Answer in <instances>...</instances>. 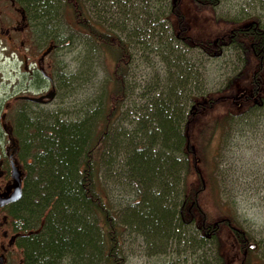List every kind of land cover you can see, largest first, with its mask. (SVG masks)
<instances>
[{
    "label": "trees",
    "instance_id": "obj_1",
    "mask_svg": "<svg viewBox=\"0 0 264 264\" xmlns=\"http://www.w3.org/2000/svg\"><path fill=\"white\" fill-rule=\"evenodd\" d=\"M18 1L30 12L35 37L49 40L50 55L65 40V15L87 39L74 74H65L61 62H51L54 100L61 92L69 97L78 79L80 87L95 84L86 102L73 108L75 114L59 106L22 115L26 121L18 125V138L26 177L15 216L18 227L29 232L19 241L22 264H126L122 239L130 231L162 248L181 241L192 250L211 245L218 258L213 264H225L224 228L234 233L246 264L254 253L251 236L235 217L208 214L200 198L219 189L214 178L208 185L203 172L210 138L217 130L227 131L233 118L264 109V26L254 17L222 20L234 28L208 41L188 33L182 0ZM188 1L198 11H214L219 0ZM139 13L146 16L144 31L136 22ZM133 40H141L137 44L147 51L148 40L175 41L176 51L165 49L158 57L168 64L174 56L176 71L184 47L209 58L235 51L241 67L209 93L187 88L188 76L185 84L172 85L174 73L167 69L162 87L140 94L144 104H134L136 112L124 122V103L134 90L128 81ZM95 48L113 60L108 79L99 86L91 81L97 75ZM243 81L247 89L236 93ZM206 264H212V256Z\"/></svg>",
    "mask_w": 264,
    "mask_h": 264
},
{
    "label": "rangeland",
    "instance_id": "obj_2",
    "mask_svg": "<svg viewBox=\"0 0 264 264\" xmlns=\"http://www.w3.org/2000/svg\"><path fill=\"white\" fill-rule=\"evenodd\" d=\"M180 10L187 23L188 33L200 40L214 41L234 28L233 25L219 22L222 20L254 17L264 26V0H219L214 11H198L188 0H182ZM115 18L119 20L118 17ZM136 22H139L138 25L144 31L146 16L142 13L137 14ZM65 26L74 30H69ZM75 29L76 27L65 15L61 28L65 40L61 48L50 55L51 62L63 64L64 71L66 69L65 74L76 72L81 55L85 53L82 45L87 39L79 35ZM167 40L176 39L168 37ZM140 41L133 40L131 44L134 55L128 81L134 90L133 95L131 93L124 103L125 115L122 118L124 122H126L125 118L136 112L134 104L136 106L144 104L145 101H141L143 96L140 94H144L151 86L162 87L168 77L167 69L174 73L170 81L172 85L182 82L185 84L189 80L186 78L188 76L192 79L189 80L187 88L198 93H209L220 89L233 74V70L241 67V58L235 51L224 50L223 54L221 53L222 56L209 58L197 50L184 47L180 52L183 57L176 71L179 62L174 56H167L168 64L163 63L161 57H158L165 49L170 53L176 51L175 41L173 45H168L160 43L161 40H153V42L148 40V46L149 43L151 45L148 51L141 46V43L137 44ZM94 56L97 75L91 81L99 86L98 82L102 84L108 79L113 60L110 55L97 48L94 49ZM80 82L81 79H78L75 86L77 84L79 86L67 91L69 97H65V93H59L55 100H51V105L46 111L63 106L75 114L76 109L73 108L84 104L95 89V84L80 87ZM246 87L247 81H243L234 89L238 93L240 90L242 92L247 89ZM221 105L214 111L218 112V109L220 111ZM74 116L72 115V118ZM227 127V131L217 130L210 138V148L206 153L207 169L203 170L204 174L208 175L207 181L212 182L214 178L219 189L208 190L206 196H202L200 201L202 200L203 208L211 216L221 214L224 217H235L242 231L248 233L254 242V253L248 257L246 264H264V109L259 108L252 114L235 117L227 124ZM205 137L207 138L208 135ZM211 182L208 181V185ZM117 197L120 199V195ZM130 232L124 233L122 239L126 264H206L211 261V256L213 264L215 259H218L211 245L200 250H192L185 241H181L177 244L171 242L162 248L154 242L148 243L141 235ZM187 233L188 238L191 232ZM220 240L221 254L225 264H242L243 256L234 233L229 228H224L221 231ZM17 262L21 264L20 255Z\"/></svg>",
    "mask_w": 264,
    "mask_h": 264
},
{
    "label": "flooded vegetation",
    "instance_id": "obj_3",
    "mask_svg": "<svg viewBox=\"0 0 264 264\" xmlns=\"http://www.w3.org/2000/svg\"><path fill=\"white\" fill-rule=\"evenodd\" d=\"M47 45L49 40L35 37L30 12L24 5L18 0H0V264H18L19 255L23 262L19 241L29 232L18 227L15 217L26 177L18 125L26 121L22 115L51 105L47 96L55 88ZM16 172L20 174L21 198L7 202L18 191Z\"/></svg>",
    "mask_w": 264,
    "mask_h": 264
},
{
    "label": "water",
    "instance_id": "obj_4",
    "mask_svg": "<svg viewBox=\"0 0 264 264\" xmlns=\"http://www.w3.org/2000/svg\"><path fill=\"white\" fill-rule=\"evenodd\" d=\"M51 50H52L51 47L48 48V50H47L46 53H49ZM54 96H55V92H54V90H52L51 93H50V95L47 96V99L51 101V100L54 99ZM33 101L38 102L39 100H38V99H35V100H33ZM14 181H15V184H16V185H15V188L18 187V191H17V194L15 195V197H14L13 199L8 200L7 202H9V201H18V200L21 198V191H20V174L17 173V172L14 174Z\"/></svg>",
    "mask_w": 264,
    "mask_h": 264
}]
</instances>
